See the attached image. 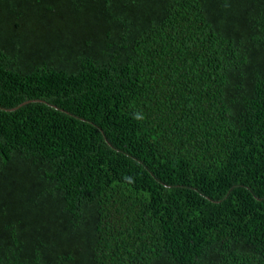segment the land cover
<instances>
[{"label":"trees","instance_id":"16d2710c","mask_svg":"<svg viewBox=\"0 0 264 264\" xmlns=\"http://www.w3.org/2000/svg\"><path fill=\"white\" fill-rule=\"evenodd\" d=\"M0 264H264V0H0Z\"/></svg>","mask_w":264,"mask_h":264}]
</instances>
